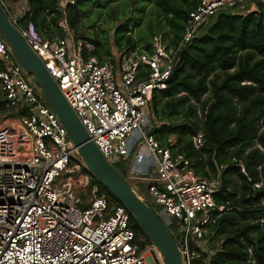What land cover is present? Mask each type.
Returning a JSON list of instances; mask_svg holds the SVG:
<instances>
[{"label":"built area","instance_id":"2783aa9c","mask_svg":"<svg viewBox=\"0 0 264 264\" xmlns=\"http://www.w3.org/2000/svg\"><path fill=\"white\" fill-rule=\"evenodd\" d=\"M7 2L0 5L91 141L142 201L157 208L183 264H196L208 227L223 210L214 199L220 183L203 180L187 158L159 144L151 134V100L166 87L180 52L213 17L246 15L264 7V0H200L177 50L123 56L115 64H102L94 55L91 32L78 39L64 20L63 38L44 39L32 24L19 27ZM63 2V8L74 4ZM30 76L0 35V101L16 116L4 130L0 122V264H166L155 244L137 239L129 210L112 205L93 183L80 149ZM14 133L20 138L12 140ZM203 143L201 135L194 139L197 148Z\"/></svg>","mask_w":264,"mask_h":264},{"label":"trees","instance_id":"16d2710c","mask_svg":"<svg viewBox=\"0 0 264 264\" xmlns=\"http://www.w3.org/2000/svg\"><path fill=\"white\" fill-rule=\"evenodd\" d=\"M72 1L63 8V0H27L18 25L32 24L44 39L53 40L64 37L60 23L66 20L82 39L88 36L79 35L83 11L117 2ZM120 1L107 14L113 23L112 45L91 35L94 55L102 64L134 54L154 55L152 37L159 35L166 38L165 50H177L190 15L200 4V0ZM150 108L151 134L159 144L187 158L203 180L220 183L214 199L223 210L206 236L219 244L213 252L198 249L196 264H264V7L246 15L223 12L213 17L180 52L171 78L154 93ZM0 110H7L3 101ZM199 135L204 143L197 148L194 139ZM92 179L112 205L122 206ZM131 226L143 245L151 242L135 220Z\"/></svg>","mask_w":264,"mask_h":264},{"label":"water","instance_id":"95a60500","mask_svg":"<svg viewBox=\"0 0 264 264\" xmlns=\"http://www.w3.org/2000/svg\"><path fill=\"white\" fill-rule=\"evenodd\" d=\"M0 35L8 43L18 63L31 76L50 110L80 149V155L92 177L132 214L148 239L157 246L166 264H183L179 246L162 219L133 191L132 187L101 154L75 111L66 101L57 82L32 50L9 13L0 5ZM87 209L88 205H80Z\"/></svg>","mask_w":264,"mask_h":264},{"label":"rangeland","instance_id":"374dc122","mask_svg":"<svg viewBox=\"0 0 264 264\" xmlns=\"http://www.w3.org/2000/svg\"><path fill=\"white\" fill-rule=\"evenodd\" d=\"M26 1L27 0H19V1L14 2V4L11 3V5H13V9L10 10V13H11V16L13 18L16 19V16L19 13H20V15H21V13H24ZM116 1L117 2H114L112 4L111 3L106 4L105 6L98 8V9L96 7H94V5H92V6H90V7H92L90 13H87L89 11L84 10L83 14L80 16L79 35H85V34L89 33V31H90L93 33L94 37H96L101 42V44L112 45L110 43V37L113 35L111 32L113 23H112V20L107 16V14L110 12L112 7H116L118 4H122V2L120 0H116ZM63 4H64V2H63ZM16 8H18V10ZM121 16H122L121 14H118V18H120ZM152 38H153L154 54L156 53L157 55H159L160 51H158V50L159 49H165L164 45L167 44L166 38L163 35L155 36ZM113 54L116 58H118V56H120L119 53L115 49H113ZM161 54H164V53H161ZM159 57L163 58L164 60H167L166 56H164V55H161ZM30 77L32 79V76H30ZM13 117H16V116L13 115ZM13 117L9 116L7 114V110L6 111L0 110V122H1L2 130H4L5 128H8L10 125H12V123L15 122L16 119ZM12 135H13L12 140L20 138V136L17 133H14ZM173 143H174V141H173ZM155 211L158 212L156 207H155ZM218 244L219 243L217 241L206 240L203 242L202 249H204V251H209V250H212L214 247H217ZM212 252H213V250H212Z\"/></svg>","mask_w":264,"mask_h":264},{"label":"crops","instance_id":"0c3cea01","mask_svg":"<svg viewBox=\"0 0 264 264\" xmlns=\"http://www.w3.org/2000/svg\"><path fill=\"white\" fill-rule=\"evenodd\" d=\"M19 1V0H18ZM11 3L12 4H14V2H10V1H8L7 2V7H8V9H9V11L11 10V9H13V5H11ZM17 10H18V8H16ZM256 10V8H254V7H252V8H250V9H248V11L246 12V14H249V13H251V12H254ZM25 11H26V6H25ZM25 11H24V13H25ZM18 12V11H17ZM19 13V12H18ZM24 13H21V15H20V13L16 16V19H20L23 15H24ZM9 115V114H8ZM10 116V115H9ZM12 116V115H11ZM5 117V116H4Z\"/></svg>","mask_w":264,"mask_h":264}]
</instances>
